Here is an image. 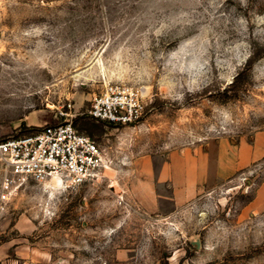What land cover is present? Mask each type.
Returning a JSON list of instances; mask_svg holds the SVG:
<instances>
[{"label":"rangeland","instance_id":"1","mask_svg":"<svg viewBox=\"0 0 264 264\" xmlns=\"http://www.w3.org/2000/svg\"><path fill=\"white\" fill-rule=\"evenodd\" d=\"M109 83L141 88L143 115L89 135ZM61 112L104 167L76 187H16L0 206L5 264H264V159L165 213L127 187L137 157L264 131V0H0V140Z\"/></svg>","mask_w":264,"mask_h":264},{"label":"built area","instance_id":"2","mask_svg":"<svg viewBox=\"0 0 264 264\" xmlns=\"http://www.w3.org/2000/svg\"><path fill=\"white\" fill-rule=\"evenodd\" d=\"M144 112L143 90L109 83L95 96L86 115L115 126L138 122ZM29 135L0 140V206L30 179L44 190L70 188L96 179L104 167L99 145L73 125V115Z\"/></svg>","mask_w":264,"mask_h":264},{"label":"crops","instance_id":"3","mask_svg":"<svg viewBox=\"0 0 264 264\" xmlns=\"http://www.w3.org/2000/svg\"><path fill=\"white\" fill-rule=\"evenodd\" d=\"M261 159L264 131L235 145L220 139L174 149L159 162L143 155L132 160L128 169V192L145 211L165 213ZM9 251V244L0 243V264H5Z\"/></svg>","mask_w":264,"mask_h":264},{"label":"trees","instance_id":"4","mask_svg":"<svg viewBox=\"0 0 264 264\" xmlns=\"http://www.w3.org/2000/svg\"><path fill=\"white\" fill-rule=\"evenodd\" d=\"M249 62H251V60ZM238 76H239V74L235 77V80L231 83V87H234L235 85H237ZM90 119H92V118H90ZM76 121H77V119L73 123L74 127H75ZM81 125L86 128V131L89 135H93L97 131V127H98V124H96V122H93V119L83 121V122H81Z\"/></svg>","mask_w":264,"mask_h":264}]
</instances>
